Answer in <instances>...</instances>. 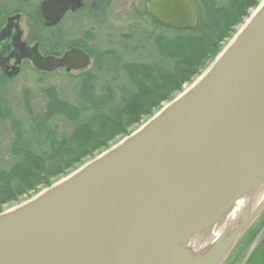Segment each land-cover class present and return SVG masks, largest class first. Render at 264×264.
<instances>
[{
  "label": "water",
  "instance_id": "obj_1",
  "mask_svg": "<svg viewBox=\"0 0 264 264\" xmlns=\"http://www.w3.org/2000/svg\"><path fill=\"white\" fill-rule=\"evenodd\" d=\"M80 4L44 1L45 23ZM146 7L165 29L198 24L192 0H147ZM7 37L0 33V41ZM16 44L15 37L0 48V62L22 47ZM21 56L43 71L88 64L75 48L60 58ZM263 176L264 0L209 67L150 120L0 212V264H219L257 208L196 257L176 243L204 231Z\"/></svg>",
  "mask_w": 264,
  "mask_h": 264
},
{
  "label": "rangeland",
  "instance_id": "obj_2",
  "mask_svg": "<svg viewBox=\"0 0 264 264\" xmlns=\"http://www.w3.org/2000/svg\"><path fill=\"white\" fill-rule=\"evenodd\" d=\"M192 1L198 17L205 21V35H202L204 39L196 55L191 56L189 66L183 67L175 77L158 78L156 82L141 75L140 83L136 84L121 71L114 81L104 78L96 85V91L100 93H103L106 84L109 85L110 82L113 84V92L117 91V94H120L124 87L126 91L134 89L141 94L138 105V101H135L134 112L128 113L127 107L124 109L123 104L119 103L113 107V111L98 109L96 112L88 110L83 113L76 129L75 124L54 114L40 127L38 118L41 116L44 123L43 116L48 114L45 106L48 102L46 89L52 88L59 99L74 103L78 89L76 79L57 71L41 77L40 80H37L36 75L20 74L13 82L0 85V212L31 199L120 143L125 136L150 120L159 109L184 92L209 67L262 0H209L207 3L206 0ZM210 1L219 7L234 10L225 12L223 9L217 13L216 19L212 20L209 18V8L207 9ZM251 1H256L255 5L244 9L247 2ZM146 2L147 0H108L109 10L105 25H96L93 41L95 47L115 49L127 44L126 61H148L152 58L153 47L150 43L143 47L139 41L140 33L137 32L142 29L148 33H159L156 28H152L151 21L144 13ZM240 11L244 14L240 15ZM212 24H217L214 41L221 38L216 41L218 52L209 56L206 53L201 62L198 51L205 48L207 50L210 43L205 37ZM163 34L168 35L170 39L174 35L171 31H164ZM214 41L211 38V42ZM190 71L194 73L191 74ZM72 74L73 77L74 72ZM178 79L182 80L177 84ZM24 95L28 99V111L24 107ZM115 98L117 102L120 101L119 96ZM122 108L123 111L119 114L118 111Z\"/></svg>",
  "mask_w": 264,
  "mask_h": 264
},
{
  "label": "flooded vegetation",
  "instance_id": "obj_3",
  "mask_svg": "<svg viewBox=\"0 0 264 264\" xmlns=\"http://www.w3.org/2000/svg\"><path fill=\"white\" fill-rule=\"evenodd\" d=\"M44 1L0 0V33L8 32V37L0 41V48L11 46L15 37L16 45L22 46L19 50L10 51L11 55L0 62V85L13 82L20 74L36 75L40 80L47 74L60 71L72 77V72L75 76L92 67L96 48L93 44L95 29L96 25H105L108 0H81L78 7L71 9L68 6L54 24L45 23L41 12ZM74 48L88 57L84 69L67 71L66 66H58L51 71H43L32 64L29 56L17 58L22 53L60 58L64 52ZM11 71L16 73L8 75ZM219 264H264V204L258 208Z\"/></svg>",
  "mask_w": 264,
  "mask_h": 264
},
{
  "label": "trees",
  "instance_id": "obj_4",
  "mask_svg": "<svg viewBox=\"0 0 264 264\" xmlns=\"http://www.w3.org/2000/svg\"><path fill=\"white\" fill-rule=\"evenodd\" d=\"M209 0H206V3ZM211 2V1H210ZM256 1L247 2L245 8L254 6ZM208 4H206L207 7ZM210 16L209 18L212 20L216 19L217 13H220L224 9L228 12L231 11L228 7H219L215 5L213 2L209 4ZM222 8V9H221ZM234 9H232L233 11ZM147 18L151 21L153 27L158 30L159 33L154 32H147L146 30H138L139 34V41L142 42L143 47L150 45L153 47V57L149 58L148 61H126L125 59V49H128L126 45H122L120 48L116 47L115 49L112 48H95L93 52V65L90 69L81 72L78 75H75L71 78L76 79V85L78 87L74 103H68L66 100L59 99L57 95H55V91L52 88L46 89V98L48 99L47 104L45 105L48 114L44 115L43 119L44 123L40 118H38V125L46 124L45 122L48 121V117L54 114L60 116L69 122L75 124V129L77 128V124L79 121V117L83 114L88 112V110L92 111H113V107L118 106L119 103L123 104V108L127 107V112L131 113L134 112L136 109V102L139 100V93L135 92L134 89H130L126 91L124 87L123 91L120 90V94L113 92L114 88L109 83L106 84L103 93L96 91V85L100 80L104 78L109 79V81H114L116 75L119 72H124L129 76V79H132L136 84L140 83L141 75H145L148 80L156 82L158 78H172L179 73L183 67L189 66L194 54L201 45L202 40L205 35V26L204 20L198 17V24L193 30H172V29H165L155 23V21L150 17L147 7L146 11L144 10ZM244 14V12H238ZM209 14V13H208ZM208 18V19H209ZM239 21H237L238 23ZM235 23V22H234ZM217 24H212L209 28V32L206 34V39L210 43L207 45V50L200 49V54L198 57L201 58V62L204 60L206 53L207 55H215L218 52L216 49V41H219L221 38L216 39L214 41L215 36V29ZM204 30V32H203ZM146 31V32H145ZM164 31H171L174 33L172 39L168 35H164ZM154 33V34H153ZM199 33V35H196ZM202 37V39H201ZM211 38H213L214 42H211ZM164 64V65H163ZM201 64V63H199ZM166 67V68H165ZM197 70L194 72L196 73ZM193 74V71H190ZM189 72V73H190ZM182 75V74H181ZM180 75V76H181ZM179 76V77H180ZM178 77V76H177ZM182 79H178L177 84L181 82ZM153 84V83H152ZM116 86V85H115ZM118 89L119 85L117 84ZM134 91V92H133ZM142 91L140 87V92ZM116 94V95H115ZM119 96L120 101L117 102L116 98ZM124 99V101L121 99ZM146 99V98H145ZM27 97L24 95V107L28 111L29 110V103L27 101ZM134 102V103H133ZM139 101L137 102L138 105ZM117 104V105H116ZM123 108L119 109V114L123 111ZM133 108V109H132ZM136 120V119H134ZM77 132V130H76ZM90 137V136H89Z\"/></svg>",
  "mask_w": 264,
  "mask_h": 264
},
{
  "label": "bare ground",
  "instance_id": "obj_5",
  "mask_svg": "<svg viewBox=\"0 0 264 264\" xmlns=\"http://www.w3.org/2000/svg\"><path fill=\"white\" fill-rule=\"evenodd\" d=\"M263 202L264 176L256 186L251 185L246 188L227 211L220 213L204 231L189 232L187 239L180 240L176 244L186 250L187 254L196 257L207 250L219 235L231 232L243 219L253 214Z\"/></svg>",
  "mask_w": 264,
  "mask_h": 264
}]
</instances>
